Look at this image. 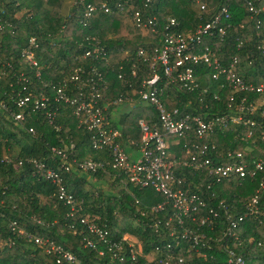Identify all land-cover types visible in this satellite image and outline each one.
<instances>
[{
  "label": "trees",
  "instance_id": "trees-1",
  "mask_svg": "<svg viewBox=\"0 0 264 264\" xmlns=\"http://www.w3.org/2000/svg\"><path fill=\"white\" fill-rule=\"evenodd\" d=\"M63 1L0 0V102L7 107V110L0 107V158H11L10 162H0V264H165V261L168 264H227L222 250L224 242L241 252L246 264H264V187H259L261 182L264 183V169L254 178L247 175L243 178L233 177L214 185L216 199H222L234 215L246 213V202L256 193L259 196L257 209L262 213L245 217L238 230L242 240L240 244L233 243L224 236V242H210L213 249L208 254H213V258H201L189 241L181 240L179 245H175L182 228L175 219L168 221L172 215L169 203L161 210H151L153 205L163 201V195L149 187L132 186L128 182L124 188L115 190L114 184L120 178L115 176L113 181L109 180L115 173L109 165L104 170L97 168L95 171L84 172L72 167L70 172H65L59 166L58 158H52L50 149L55 146L64 149L69 160L72 156L78 160L88 156L95 161H111L106 149L94 150L90 147V133L79 125V117L72 113L70 105L55 103L51 98L48 105L55 111L52 123L48 122L42 111L26 114L20 121L11 116L12 112L23 110L14 101L15 93L21 90L22 85H26L35 94L42 90L52 97L53 93L45 82L58 85L77 67L84 69L85 75L93 66L102 68L92 57H83V53L93 48L97 42L107 50L113 66L121 61L113 63L112 59L115 55L122 56L120 49L129 51V58L121 62L126 76L130 77L132 66L139 68L137 76L131 77V85L123 86L117 79L116 70H105L110 84L107 92L109 97H115L120 91L139 89L146 68L136 59V49L147 45L148 41H158L165 31L163 24L168 17H175L180 22L179 32H185L211 20L222 4H226L229 9L225 32L206 36L203 45H207L223 64H229L232 56L237 55L235 67L246 82H264V13L252 14L247 3L249 1L253 7L260 8L264 5V0H155L147 7H141L143 17L153 14L160 21L158 33L155 36L148 34L147 37L141 36L140 29L133 25L124 29V23L129 20L119 12L96 10L84 26L79 22L83 14L80 11L82 6L76 3L77 0H73L69 12L67 10L64 13L61 10ZM83 1L94 5L107 2L114 6L117 0ZM201 4L205 5V9L200 8ZM23 9H27V12L18 16ZM256 18L262 20L259 29L255 27ZM68 29L73 33V37L69 39L66 36ZM109 31L117 35L107 37L106 33ZM31 35L35 36L38 43L35 56L42 65L41 77L35 76L34 69L21 57V50ZM195 69L201 74L200 83L207 86V91L198 95L181 89L174 83L162 82V98L168 108L178 107L181 113L196 114L204 118L241 114L244 118L256 121L258 125L254 127L251 137L245 136L244 126L234 123H229L226 128L215 127L203 137L201 141H213L216 144L215 150L209 152L214 163L234 161L235 158L228 155V152L235 154L247 143L251 144L253 139L257 140V147L261 149L264 146V142L260 140L261 132L264 133V115H261L263 106L257 107L253 112L238 111L242 97H245L248 104L256 100L259 94L234 93V99L229 101V96L233 93L231 88L227 85L221 87L210 80L209 70L201 63ZM20 71L25 73L29 82L18 79ZM72 91L74 93L70 92L71 94L77 92L74 87ZM141 117L148 123L157 121L156 112L151 106H136L127 117L128 129H121L120 141L122 136H130L135 143L139 142L137 120ZM56 125H59L58 129ZM29 127L33 129V133L28 131ZM197 141L195 134L189 130L179 140V144L169 148L178 154L184 144L191 145ZM70 143L73 144L72 151L69 150ZM30 157L45 162L62 175L64 185L81 206L74 216L67 215L69 206L64 205L53 194L56 186L40 174H34L32 165L24 162L15 167L19 158ZM186 171L189 174L187 169ZM92 180L106 181L109 187L102 191L95 187ZM219 212L223 214L224 211L220 208ZM82 215L94 218L99 226L109 231L110 242L121 241L122 248L113 246L109 249L98 236L87 231L86 226L79 222ZM13 220L17 227L23 228L31 237L46 238L48 244L40 245L29 240L26 234L17 232V228L12 230L9 224ZM184 220L187 227L214 236H222L219 234L220 228L226 225L223 222L215 230H211L205 224L197 226ZM123 235L127 236L125 240H122ZM86 240H90L95 247L86 244ZM50 243L59 246L62 252L72 254L77 261L62 258V253L49 249ZM130 243L135 249L139 246L141 250L135 260L128 257ZM167 244L171 245V250L167 248ZM168 249L172 257L168 255ZM122 256L124 258L120 260L119 257ZM179 256L183 258L182 262L177 261Z\"/></svg>",
  "mask_w": 264,
  "mask_h": 264
},
{
  "label": "built area",
  "instance_id": "built-area-1",
  "mask_svg": "<svg viewBox=\"0 0 264 264\" xmlns=\"http://www.w3.org/2000/svg\"><path fill=\"white\" fill-rule=\"evenodd\" d=\"M153 1L155 0H117L114 6H110L107 2L99 5L85 4L83 0H77L76 3L82 6L80 11L83 17L79 22L84 26L96 10L109 13L119 12L126 15L131 25L142 31L145 30L151 36H155L158 33V27H160L158 17L153 14L143 17L141 11L142 6L147 7ZM247 3L252 14L264 13V5L255 8L249 1ZM200 8L205 9V5L201 4ZM228 16V6L222 4L220 10L211 20L200 23L193 30L185 32H179L180 22L175 17H168L163 24L165 31L158 41H148L147 45L139 46L135 51L136 59L142 64L143 68H146L139 89L120 91L115 97H109L107 92L110 85L107 81L106 71L116 70L117 79L123 86L124 84L131 85L132 78L137 76L139 68L132 66L130 77L126 76L127 73L121 62L129 58V51L120 49L123 52L120 58L121 61L117 66H113L107 50L103 49L97 42L93 48L83 53V57H92L102 68L93 66L85 75L84 69L77 67L58 85L45 82L44 84L53 93L52 97L42 90L35 94L26 85H22L21 90L15 93L14 101L25 112L21 110L11 113L14 120L20 121L25 118L26 114L42 111L48 122L52 123L55 111L48 105L50 99L52 98L55 103L70 105L72 113L79 117V125H82L90 133V147L94 150L106 149L111 161L78 160L74 156L69 160L65 150L55 146L50 149L52 158H58L60 161L59 166L65 172H70L72 167L84 172L95 171L97 168L104 170L105 166L109 165L115 172L114 176L119 177V180L124 182L125 186L128 182L132 186L149 187L163 195V201L153 205L151 210H161L166 203H169L172 208V215L171 218H168V221L175 219L177 225L182 228V231L177 235L178 240L175 245H179L181 240L189 241L191 247H194L195 252L201 258H213V254H208V251L213 249L210 242H224L222 241L224 236L230 238L233 243L240 244L242 240L238 230L245 217L254 213H262L257 209L259 196L256 193L246 202L248 211L234 215L232 209L222 199H216L217 194L214 192V185L219 184L223 179L228 180L233 177L243 178L247 175L254 178L258 172L264 169V146L261 149L258 148L257 154L250 157L244 156L240 151L235 152V154L228 152V155L235 158L234 161L226 164L221 163V161L214 163L209 156V152L215 150L216 144L213 141L210 143L201 141L203 137L207 136L215 127L226 128L229 123L244 125L246 129L245 136L251 137L254 127L258 124L255 120L244 118L241 114L204 118L196 114L181 113L178 107L168 108L162 98L164 92L162 82L165 84L168 82L174 83L181 89L202 95L207 91V86L201 85V74H198L195 69L201 63L209 70L210 80L217 82L221 87L227 85L231 88L233 93L230 94L229 101L234 99V93L250 92L259 94L256 100L250 101L248 104H246L245 97H242L238 111L253 112L259 107L260 105L256 101L258 99L264 100V82H246L236 70L237 55L232 56L229 64H223L207 45H203L206 36H210L215 32L224 34L225 22ZM261 25L262 20L256 18L255 27L259 29ZM1 29L2 24L0 23ZM37 48L38 43L35 36H29L26 46L21 50V57L34 69V75L41 77L42 65L35 56ZM1 75L2 73H0V78ZM18 77L21 81L29 82L23 71L19 72ZM73 87L77 90L75 94H71L74 93L72 91ZM215 98H218L217 95H215ZM131 102L135 103V107L140 106V103L151 106L157 116V121L151 123H148L142 117L137 120L140 140L138 143L133 140L130 141V144L137 146L139 151L135 159H132L124 150L119 140L120 132L113 127L109 115V108ZM0 107L7 110L6 105L1 102ZM56 126V129H58L59 125ZM189 130L195 134L198 141L192 142L191 145L184 144L178 154L170 153L168 140L170 138L177 139V142L174 143V145H177ZM28 131L33 133L31 127L28 128ZM260 140L264 142L263 132H261ZM69 150H73L72 143L69 145ZM10 161L11 158L7 156L0 158V162L7 163ZM24 162L32 165L34 174H40L56 186L53 194L64 205L69 206L67 215L74 216V213L81 209L76 197L66 188L62 175L55 168L47 166L45 162L38 160L36 157L19 158L15 167L23 165ZM186 169L189 174H187ZM259 187L263 188L264 183L261 182ZM220 208L224 211L223 214L219 212ZM184 219L197 226L205 224L211 230H215L223 222H226V225H222L220 228L219 234L222 236H214L187 227ZM79 222L86 226L87 231L104 241L109 249L113 246H117L118 249L122 248L121 241H118V243L110 242L108 239L109 231L99 226L94 218L82 215L79 217ZM9 227L12 230L17 228V232L26 234L28 239L33 240L35 243L48 244L46 238L31 237L23 228L17 227L14 220L10 222ZM126 238L127 236L123 235L122 240ZM86 242V244L95 247V244L90 240H86ZM258 244L261 245V242H258ZM128 245L130 247L127 250L128 257L135 260L141 253L140 247L138 246L135 249L133 244ZM167 248L171 250V245L167 244ZM204 248L207 250H204ZM49 249L57 251L59 254L62 253V258L77 261L72 254L66 251L62 252L61 248L55 244L50 243ZM169 249L167 250L168 255L172 257L173 255L169 254ZM222 250L227 264H246L244 255L228 243H223ZM99 253L102 252L99 250ZM123 258V256L119 257L120 260H123ZM177 261L182 262L183 258L179 256ZM165 264H168V261H165Z\"/></svg>",
  "mask_w": 264,
  "mask_h": 264
},
{
  "label": "rangeland",
  "instance_id": "rangeland-1",
  "mask_svg": "<svg viewBox=\"0 0 264 264\" xmlns=\"http://www.w3.org/2000/svg\"><path fill=\"white\" fill-rule=\"evenodd\" d=\"M25 12H27V9H23L22 11H20L17 15L18 16H21L23 13H25ZM68 12H69V10H68ZM201 13V12H200ZM199 13V14H200ZM126 26H130V27H132L131 26V24L129 23V21L127 22V23H124V29H126L127 30V28L128 27H126ZM126 27V28H125ZM140 32V34H141V36H148V33L145 31V30H143V31H139ZM108 36L107 37H110V38H112V37H115L117 34H114V33H111L110 31L109 32H107L106 33ZM66 36H67V39H69V38H71V37H73V33L68 29L67 30V32H66ZM120 57H121V55L120 56H117V55H115V56H113V63H116L117 61H119L120 60ZM258 103V105H261V104H264L263 102H264V100L263 99H260L259 101H257ZM121 105H124V104H121ZM118 106H120V105H118ZM140 106H145V103H140ZM135 108V103H128V104H126L124 107H123V112L124 113H122V114H120V115H118L119 117H120V119H123V117L125 116L126 117V115H129L130 114V112L133 110ZM131 115H133V114H131ZM241 126H244V125H241ZM133 129H134V127H133ZM139 129V128H138ZM135 130V129H134ZM134 132V131H133ZM127 137H129V136H126V138ZM247 139H249V138H245V140H247ZM257 140H255V139H253V140H251V144H246L245 146H244V148L243 149H241L240 150V152H242V154L244 155V156H252L253 154H257V151H258V142H256ZM177 142V139H175V138H170L169 140H168V143H172L169 147H171V146H174V144L173 143H176ZM169 151H170V153H175V151H172L171 150V148H169ZM85 159H89L88 158V156H86L85 157ZM114 177L115 176H111L110 177V181H113V179H114ZM87 178H89L88 180H91L90 179V177L89 176H87ZM92 182H93V184L95 185V187H97V188H99L100 190H102V191H105L109 186H108V184H107V182L105 181V183L104 182H100V181H98V180H92ZM125 187V183L124 182H122V181H116V183L114 184V189L115 190H119L120 188H124ZM131 241H132V238H129ZM249 240H251V238L249 239Z\"/></svg>",
  "mask_w": 264,
  "mask_h": 264
},
{
  "label": "crops",
  "instance_id": "crops-1",
  "mask_svg": "<svg viewBox=\"0 0 264 264\" xmlns=\"http://www.w3.org/2000/svg\"><path fill=\"white\" fill-rule=\"evenodd\" d=\"M72 1L73 0H64L63 1L62 9H61L63 13L66 12L68 9H70ZM112 59H113V57H112ZM259 100L260 99H258L257 101H259ZM125 105L126 104L109 108V115H110V118H111V121H112V125H113L114 128H116L120 132V135H121V129H124V128L128 129L127 117L129 115H126V117L124 116L123 119H120V117L118 116V115L124 113L123 112V107ZM260 106H263V109L261 111V115L262 114L264 115V104H261ZM115 126H117V127H115ZM132 140L134 141V139L131 138L130 136L127 137V138H126V136H125V138L122 136L121 143L123 144V147L126 149V150L125 149L124 150L127 152V154L132 159H135L138 156L139 151H138L137 146H133V145L130 144V141H132Z\"/></svg>",
  "mask_w": 264,
  "mask_h": 264
}]
</instances>
